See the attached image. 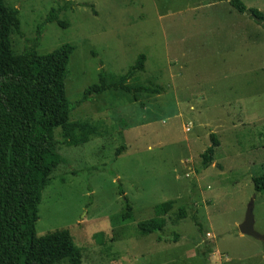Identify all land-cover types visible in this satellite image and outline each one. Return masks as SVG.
I'll return each instance as SVG.
<instances>
[{
	"label": "rangeland",
	"instance_id": "obj_1",
	"mask_svg": "<svg viewBox=\"0 0 264 264\" xmlns=\"http://www.w3.org/2000/svg\"><path fill=\"white\" fill-rule=\"evenodd\" d=\"M242 1L264 13V0ZM5 2L19 10L24 33L12 37L16 53L53 8H63L65 25L46 23L37 51L75 46L69 100L101 70L129 73L140 54L145 68L128 83L161 88L136 96L111 89L71 111L70 120H90L101 134L59 145L65 161L43 190L37 235L68 228L82 264H264V240L239 230L256 195L255 229L264 234V192L253 182L264 173L263 25L229 0ZM55 137L63 140L61 129ZM209 146L214 161L200 170ZM167 200L174 207L164 230L141 234L138 223Z\"/></svg>",
	"mask_w": 264,
	"mask_h": 264
},
{
	"label": "trees",
	"instance_id": "obj_2",
	"mask_svg": "<svg viewBox=\"0 0 264 264\" xmlns=\"http://www.w3.org/2000/svg\"><path fill=\"white\" fill-rule=\"evenodd\" d=\"M229 1L239 13L247 10L242 0ZM250 10L264 22L261 10ZM62 11L63 8H53L35 36L25 37L23 52L16 53L12 37L24 36L19 10L0 0V264H56L64 259L70 264H82V252L68 228L36 233L43 190L54 170L65 161L58 153L59 145H81L101 134L90 120H70V113L111 89L134 96L138 92H161L159 87L128 83L133 71L145 68L146 56L140 54L129 73L112 75L101 70L98 82L86 87L77 100H69L65 78L75 46L65 43L47 54L37 51L46 23L65 25L59 18ZM57 129L62 131V141L55 137ZM212 137L219 145L216 135ZM215 154L213 146L203 152L200 170L212 165ZM253 182L255 192H264V173L254 176ZM124 197L122 215L129 218L132 207ZM173 207V200L156 204L154 216L138 223L140 233L162 232L166 214ZM180 211V216L185 217L186 209L181 207ZM194 220L200 228L195 215Z\"/></svg>",
	"mask_w": 264,
	"mask_h": 264
},
{
	"label": "water",
	"instance_id": "obj_3",
	"mask_svg": "<svg viewBox=\"0 0 264 264\" xmlns=\"http://www.w3.org/2000/svg\"><path fill=\"white\" fill-rule=\"evenodd\" d=\"M245 13L248 16H251L254 20L264 25V22L258 18L250 9L246 10ZM255 200L256 195L252 196L246 210L245 220L239 225V230L244 235L253 236L257 239L264 240V234L258 232L255 229V216H254V208H255Z\"/></svg>",
	"mask_w": 264,
	"mask_h": 264
}]
</instances>
